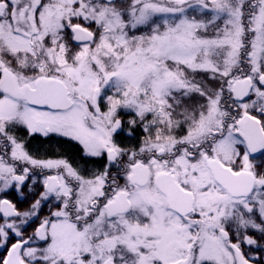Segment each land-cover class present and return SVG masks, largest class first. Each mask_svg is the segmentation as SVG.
Returning <instances> with one entry per match:
<instances>
[{"label":"snow or ice","instance_id":"obj_1","mask_svg":"<svg viewBox=\"0 0 264 264\" xmlns=\"http://www.w3.org/2000/svg\"><path fill=\"white\" fill-rule=\"evenodd\" d=\"M0 264H264V0H0Z\"/></svg>","mask_w":264,"mask_h":264}]
</instances>
